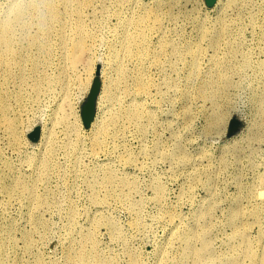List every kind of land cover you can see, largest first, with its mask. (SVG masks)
<instances>
[{"label":"rangeland","instance_id":"obj_1","mask_svg":"<svg viewBox=\"0 0 264 264\" xmlns=\"http://www.w3.org/2000/svg\"><path fill=\"white\" fill-rule=\"evenodd\" d=\"M171 1L0 0V264H264V0Z\"/></svg>","mask_w":264,"mask_h":264},{"label":"bare ground","instance_id":"obj_2","mask_svg":"<svg viewBox=\"0 0 264 264\" xmlns=\"http://www.w3.org/2000/svg\"><path fill=\"white\" fill-rule=\"evenodd\" d=\"M150 3L151 2H153V3H163V2H165V1H171V0H148ZM175 1V0H174ZM230 4H239V0H227ZM171 2H173V1H171ZM198 2L199 3H201L202 2V0H198ZM224 2H226V1H224V0H216V5L217 6H219L220 4H222V3H224ZM203 3V2H202ZM52 14H53V7H51L50 8V15L52 16ZM148 17V15H140V17H139V19L141 20V19H146ZM155 17L156 18H159V16L158 15H155ZM130 20H132V19H130ZM131 22V21H130ZM128 24V23H127ZM134 25V24H133ZM132 25V26H133ZM136 26H138L137 27V31H136V33L134 34V38L131 40V38L129 39V34H131V33H129V34H127V32L125 33V37L123 38V43H124V51H131V49H130V46H131V43L132 44H135L136 42H140L141 43V45L144 43V41H145V33H144V30H143V27H145V25L143 26V25H141L139 22H136ZM135 28V27H134ZM142 28V29H141ZM129 31V30H128ZM146 31V30H145ZM6 32H7V29H5V30H3V32H2V35H1V39H2V42L4 43V45H5V53H4V55H3V59H4V61H6V64H11L12 63V61L13 60H11V56H13V55H11V50H10V45H9V39L7 38V36H6ZM134 32V31H133ZM218 32V31H217ZM225 32V29H221L220 30V34L218 35V36H220V35H222L223 33ZM208 33V32H207ZM227 33V32H226ZM87 35H89V32L86 30L85 31V29H84V27H81L80 28V34H79V37L75 40V42H74V44H73V47H72V49H71V51L70 52H68V54L70 55V59H71V62H72V65H71V68H74L75 67V65L79 62V59H80V57H81V55L83 54V53H85V51H87V50H89V45H88V43H87V39H86V37H87ZM202 35V34H201ZM131 36V35H130ZM218 36H216L215 37V39L213 40V38H212V40H213V42H212V44H214V45H217V42L219 43L220 41H218V40H220V39H218L219 37ZM37 38V37H36ZM63 40V44H66V39L63 37L62 38ZM40 40V39H39ZM135 40V41H134ZM137 40V41H136ZM0 42H1V40H0ZM147 42V41H146ZM140 45V46H141ZM144 46L145 45H143V47H141V49L139 50V54H140V52H142L144 49L146 50V48H144ZM146 46H147V44H146ZM138 47V46H137ZM148 47V46H147ZM140 48V47H139ZM133 50V49H132ZM148 50V49H147ZM134 52V51H133ZM189 52H192L193 54V61H192V63L193 64H195L196 62H197V58L195 57L196 56V54H197V51L196 50H189ZM134 54V53H133ZM143 54V53H142ZM141 54V55H142ZM13 59V58H12ZM14 59H15V57H14ZM14 62H15V60H14ZM216 63H217V61H215ZM88 72V71H87ZM89 72H91L90 70H89ZM88 72V73H89ZM91 74V73H90ZM88 76V75H87ZM89 77V76H88ZM225 78L227 79L228 77L227 76H225ZM210 81V80H209ZM204 82V84H206V85H210V84H212V82ZM83 83V82H82ZM0 97H2V95L0 94ZM5 109H6V107L4 106V105H2L1 107H0V113H5ZM97 117V116H96ZM214 118L216 119V120H218V121H220L221 120V115H220V113L219 112H217L215 115H214ZM96 119V118H95ZM93 120L92 121V123H91V125L93 126L94 124H95V122H96V120ZM8 124V127L10 128V129H12V127H13V123H7ZM105 130V127L104 126H102V127H100V129H99V131L100 132H102V131H104ZM106 131V130H105ZM99 132V133H100ZM102 134V133H101ZM100 138V137H99ZM98 141H100V140H98V136H96L95 137V143L96 144H98L99 142ZM47 164V163H46ZM263 191H261L260 192V195L262 194L263 195ZM205 230V229H204ZM202 231V232H198V231H191V232H186L185 233V236H193V235H195V236H197V235H201V237L203 238V249L201 250V251H199L198 253H197V255H196V257H198V259H199V261H202L204 258H205V254H206V252H205V250L208 248V243H209V241H208V239H207V232L206 231ZM1 242V241H0ZM1 244V243H0ZM187 249H190V246L188 245L187 247H186ZM197 264H199V263H197Z\"/></svg>","mask_w":264,"mask_h":264},{"label":"water","instance_id":"obj_3","mask_svg":"<svg viewBox=\"0 0 264 264\" xmlns=\"http://www.w3.org/2000/svg\"><path fill=\"white\" fill-rule=\"evenodd\" d=\"M215 1L216 0H205V3L207 5H213ZM100 87H101V81L97 74L96 77L94 78V82L90 89L89 96L82 105L81 114H82V119H83L85 126H89L92 123L93 119L95 118L96 102H97V97L100 91ZM234 122L235 121H232V123ZM231 129H233V124L230 127V130Z\"/></svg>","mask_w":264,"mask_h":264}]
</instances>
